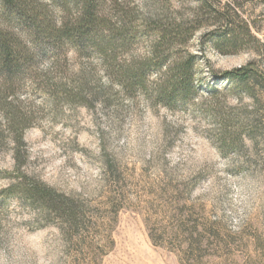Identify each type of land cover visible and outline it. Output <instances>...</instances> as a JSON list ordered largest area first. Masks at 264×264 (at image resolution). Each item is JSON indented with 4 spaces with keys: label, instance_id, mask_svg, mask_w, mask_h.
<instances>
[{
    "label": "rangeland",
    "instance_id": "374dc122",
    "mask_svg": "<svg viewBox=\"0 0 264 264\" xmlns=\"http://www.w3.org/2000/svg\"><path fill=\"white\" fill-rule=\"evenodd\" d=\"M44 1L61 16L62 0ZM224 8L240 28L220 50ZM105 16L193 20L200 90L170 108L124 92L87 48L58 62L34 50L0 88V264H264V82L222 75H264V0H107ZM152 37L123 57L146 56ZM6 112L27 118L22 137ZM26 177L65 210L22 195Z\"/></svg>",
    "mask_w": 264,
    "mask_h": 264
},
{
    "label": "trees",
    "instance_id": "16d2710c",
    "mask_svg": "<svg viewBox=\"0 0 264 264\" xmlns=\"http://www.w3.org/2000/svg\"><path fill=\"white\" fill-rule=\"evenodd\" d=\"M106 3L107 0H62L58 3L62 8L60 16L44 0H0V88L4 93L22 79L26 69L36 60L33 51L43 46L54 61L70 48H87L100 57L109 78L124 92H145L155 103L170 108L196 96L200 90L196 79L198 56L187 49V44L199 26L193 20L176 21L160 16H146L140 22L131 16L110 19L105 16ZM220 13L222 25L215 30L212 39L221 50L237 42L240 23L237 26L232 22L226 8ZM150 31L153 37L148 54L124 58V52L136 42L138 33ZM172 46L181 52L173 56ZM153 74H157L154 85ZM222 75L238 83L251 78L264 82V75L248 66ZM5 117L10 128L19 131L22 137L30 125L27 118L11 112H6ZM18 187L22 195L58 210H65L69 204L68 198L62 199L35 179L26 177Z\"/></svg>",
    "mask_w": 264,
    "mask_h": 264
}]
</instances>
